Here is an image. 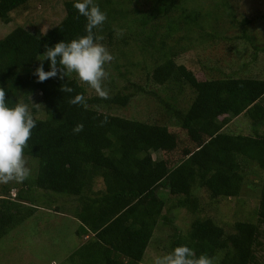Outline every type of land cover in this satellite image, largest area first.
I'll return each instance as SVG.
<instances>
[{"label":"trees","instance_id":"trees-1","mask_svg":"<svg viewBox=\"0 0 264 264\" xmlns=\"http://www.w3.org/2000/svg\"><path fill=\"white\" fill-rule=\"evenodd\" d=\"M27 2L0 0V20L8 22L10 12ZM76 2L63 0V17L40 35L15 26L0 38V88L7 93V105L19 103L20 94L26 102L29 94L38 92L42 113L37 117L36 108H31L37 126L25 149V156L37 159L34 177L22 182L12 198L8 197L12 187L0 186V238L34 212L31 191L41 188L76 198V206L70 211L78 221L75 233L87 239L71 252L73 264H142L153 228L159 223L171 224L162 212L167 205H177L194 214L199 189L210 199L236 197L244 189L247 172H254V167L264 171V131H257L264 123V104L260 101L264 79L196 78L184 65L174 62L176 52L168 49L166 53L161 44L150 41L154 25L144 35L142 28L150 19L162 18L170 33L179 30L176 23L186 25L187 30L191 23L201 29L196 21L199 12H186L181 5L184 0H149V6L134 19L137 24L131 21L139 26L133 35L143 43L142 49L150 47V53L153 51L160 61L146 73L145 82L178 91L187 86L188 100L178 105L174 97H158L160 121H142L99 110V105L123 107L137 92L148 91L130 82L104 100L97 95L86 96L85 87L74 73L66 75L65 80L50 78L42 83L33 75L45 46L67 43L86 34V18L74 8ZM95 3L107 15L97 34L109 36L110 2ZM173 11L180 12V22L170 20ZM238 23H255L264 29V9L243 16ZM243 34L238 36L249 40ZM178 38L182 40L183 35ZM43 67L50 70L47 60ZM63 84L74 91L63 93ZM78 93L85 96L86 106L68 102ZM240 113L250 119L252 132H224L230 117ZM105 117L108 122L100 126ZM79 123L84 125L83 131L74 134L73 128ZM153 152L160 155L153 157ZM95 177L101 178V189H92ZM257 186L255 221L235 220L231 232H225L210 217L195 216L184 233L177 230L172 236L169 252L183 244L192 248L197 257L218 255L217 264H254L258 250L264 262V173ZM158 188L166 189V193L156 191Z\"/></svg>","mask_w":264,"mask_h":264},{"label":"rangeland","instance_id":"rangeland-1","mask_svg":"<svg viewBox=\"0 0 264 264\" xmlns=\"http://www.w3.org/2000/svg\"><path fill=\"white\" fill-rule=\"evenodd\" d=\"M107 1L110 2L106 4L112 15L109 21L111 32L109 36L105 33L99 35L104 37L101 43L115 59L105 66L110 74L105 86L109 89V94H112L118 89L122 90L123 85L132 82L144 87L148 92H137L123 107L99 105L98 109L142 121H160L162 108L158 106V97H174L178 105H185L189 89L187 86H183L180 91L175 87L165 89L163 85L145 82L146 73L160 61L153 51L150 53V47L145 45V49H142L143 43L133 35V31L139 29L134 19L149 6V0ZM178 3L180 4V1ZM181 5L185 7L186 12L192 13V10L199 12L200 16L196 21L198 25H202L201 29L191 23L188 26L190 29L187 30L186 25L176 23L175 26L179 30L170 33L164 27L162 18H152L142 28L143 35L147 31L150 32L154 25L155 31L150 41L161 44L166 53L168 49L176 52L174 62L184 65L196 78L231 76L264 79V29L258 28V24L255 23L243 26L238 23L243 16H252L255 12L262 11L264 0H184ZM179 14V11L171 12L170 20L179 19L180 22ZM63 15V0H28L23 8L10 12L8 22L0 20V38L15 26H21L35 35H40L56 24ZM117 30H122L123 35H117ZM242 32L249 40L238 36ZM178 35H183V39L180 40ZM211 35L212 37H209ZM154 58L157 60H153ZM66 75L71 77L73 74ZM78 81L85 87L86 96L96 95L94 90L79 79ZM151 91L153 94H150ZM38 95V92L29 94L26 102L21 100V94L17 97L19 102L27 103L31 109L32 102L39 104ZM260 101L264 104V95ZM34 108H36L34 115L41 117L40 106ZM223 131L249 134L252 132L250 119L243 113L231 116ZM257 131L260 133L264 131V123L258 126ZM152 155L157 157L160 154L153 152ZM25 160L27 167L31 169L28 178L31 179L35 175L37 159L25 156ZM253 171L245 174L244 189L239 196L210 199L203 189H199L198 208L194 214L177 205H167L166 210L163 209L162 212L171 220V224L159 223L153 228L141 259L142 264H153L154 257L169 253L172 236L177 230L184 233L195 216L210 217L221 225L225 232H231V223L235 220L255 221L259 201L257 183L264 171L256 167ZM21 184L11 182L0 186L12 187L9 191L15 193L22 187ZM102 187L101 178L95 177L92 189ZM158 190L166 193V189L158 188L156 191ZM31 192L35 197L33 203L36 209L0 238V264H73L75 257L70 258L71 252L81 241L87 239L78 237L75 233L78 221L71 216L70 211L76 206V198L35 187ZM8 195L12 198L10 192ZM54 206L60 207L59 211H54ZM66 207L67 210H63ZM262 226L263 224L260 225ZM256 255L257 262L254 264H264L261 252L257 250ZM212 259L213 264H217L219 256L215 255Z\"/></svg>","mask_w":264,"mask_h":264},{"label":"clouds","instance_id":"clouds-1","mask_svg":"<svg viewBox=\"0 0 264 264\" xmlns=\"http://www.w3.org/2000/svg\"><path fill=\"white\" fill-rule=\"evenodd\" d=\"M73 6L79 15L86 18V34L67 43L60 41L52 47L45 46L41 63L33 75L37 82L42 83L50 78L65 80L66 74L74 73L99 98L110 99L109 89L105 86L110 74L105 66L114 61L115 57L101 43L104 37L97 34V30H101L106 22L107 15L95 0H77ZM117 35H123L122 30H117ZM44 60L49 62L48 71L44 70ZM60 91L72 93L74 89L63 84ZM6 101L7 93L4 88H0V184L22 183L31 175L25 160V149L29 147L28 141L37 124L27 103L19 102L9 107ZM68 102L86 106L85 96L80 93ZM39 106L32 102V107ZM107 122L105 117L100 126ZM83 128L84 125L79 123L73 128V133H80ZM10 194L14 196L11 191ZM153 264H213V259L205 254L197 257L192 248L182 244L167 254L154 257Z\"/></svg>","mask_w":264,"mask_h":264}]
</instances>
